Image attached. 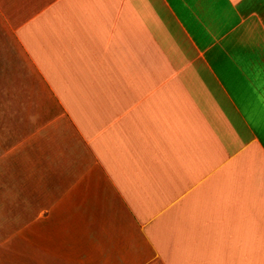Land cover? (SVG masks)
Masks as SVG:
<instances>
[{
	"label": "crops",
	"instance_id": "0c3cea01",
	"mask_svg": "<svg viewBox=\"0 0 264 264\" xmlns=\"http://www.w3.org/2000/svg\"><path fill=\"white\" fill-rule=\"evenodd\" d=\"M0 264H264V0H0Z\"/></svg>",
	"mask_w": 264,
	"mask_h": 264
}]
</instances>
